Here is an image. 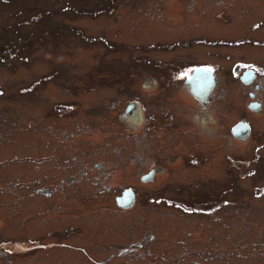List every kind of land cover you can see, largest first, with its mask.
Masks as SVG:
<instances>
[{
    "label": "rangeland",
    "instance_id": "obj_1",
    "mask_svg": "<svg viewBox=\"0 0 264 264\" xmlns=\"http://www.w3.org/2000/svg\"><path fill=\"white\" fill-rule=\"evenodd\" d=\"M0 264H264V0H0Z\"/></svg>",
    "mask_w": 264,
    "mask_h": 264
},
{
    "label": "flooded vegetation",
    "instance_id": "obj_2",
    "mask_svg": "<svg viewBox=\"0 0 264 264\" xmlns=\"http://www.w3.org/2000/svg\"><path fill=\"white\" fill-rule=\"evenodd\" d=\"M197 66H203V65H200V64H198V65H192V68H191V70L194 68V67H197ZM205 67V66H204ZM190 70V71H191ZM185 73H187V71L185 72ZM212 73V72H211ZM183 74V73H182ZM213 75V74H212ZM182 76V75H181ZM180 76V77H181ZM184 76V75H183ZM179 77V78H180ZM187 77H188V74L187 75H185L184 76V83L185 84H182V85H185V86H181V85H179V86H181L180 88H181V91H182V93H184V94H186V95H189L190 96V98H191V100H193V101H195L196 103H197V105H196V103H195V106L194 107H196V106H198V109L196 110L197 112V114L198 115H200V109L202 108V107H205L208 103H210V102H212L213 101V96H214V91H215V89H216V87H215V79H214V84H213V86L209 89V90H206V91H204L202 94H200L199 96H194V94L192 93V91L190 90V88H189V86H188V83H189V81H188V79H187ZM213 78H214V76H213ZM182 80V79H181ZM187 80V81H186ZM253 82V88H257L258 87V84H257V82L255 81V79H253V80H251L249 83H247V85H249L250 83H252ZM178 86V87H179ZM161 89V88H160ZM159 89V90H160ZM165 89H163V91H164ZM162 91V92H163ZM219 92V91H218ZM157 93H159V92H157ZM218 96H219V94H218ZM143 103H140V108H141V105H142ZM127 106V105H126ZM134 107V109H136V107L135 106H133ZM127 108L128 107H126V108H124V113H123V116L124 117H129V113H127L129 110H127ZM57 109V108H56ZM130 109V108H129ZM142 109V108H141ZM127 111V112H126ZM144 111V110H143ZM134 113V112H133ZM222 114H223V112H222ZM191 115H194L193 114V112L191 113ZM216 115H217V113H216ZM218 116V115H217ZM149 119V118H148ZM189 120V119H188ZM187 120V121H188ZM193 120V119H192ZM213 119H211V121H212ZM193 121H195V120H193ZM240 121H242V119L241 120H236L234 123H236V122H240ZM243 122H245V121H243ZM247 123V122H246ZM248 124V123H247ZM249 126V125H248ZM188 127H190L189 125H188ZM229 133V132H228ZM250 135H251V130H250V127H249V133L246 135V136H244V137H240V138H237V137H234V136H232L230 133H229V135H226V141H229V140H232V139H236L237 141H238V143H239V145H238V148L239 149H242V150H245V151H247V152H250V150L251 149H248V143L246 144V142H247V140L249 139V138H251L250 137ZM210 140H209V138H206V140H205V142H209ZM32 143H34V142H32ZM250 143V142H249ZM251 144V143H250ZM192 147H195L196 149V151L197 152H200V153H202V151L200 150V147H198V146H192ZM254 149H256V146H254L253 147ZM254 154H256V152H254ZM168 156H172V155H168ZM174 157V156H173ZM175 158V157H174ZM131 160H132V158H131ZM120 163H125V160H121L120 161ZM159 169H157V166H155V168H154V166L153 167H151V168H149V172H150V174L147 176V177H150L151 176V174L152 173H154L155 171H158ZM67 181H70V178H68L67 179ZM69 184V183H68ZM126 186L127 187H129L130 185L129 184H126ZM127 187H122L121 188V190H120V192H119V194L121 193V191L123 190V189H125V188H127ZM42 188H43V190H44V194H49V192H50V189L48 188V186H44V185H42ZM38 190V189H37ZM59 191L61 192V195H63V190H62V187H60L59 186ZM51 193V192H50ZM119 194H117L115 197H113L112 196V200L114 201V203L117 205V207L118 208H123V209H129V207H123V206H120V205H118L117 203H116V197L119 195ZM61 195H59V196H61ZM59 196H56L57 198H59ZM50 201H52V200H50ZM54 201V200H53ZM62 201H59V202H57V203H59V204H56V205H61L60 203H61ZM112 202V201H111ZM118 202V201H117ZM135 200H134V198H133V203H132V206H130V207H133L134 206V204H135ZM114 206V205H113ZM193 208H195V207H193ZM114 209H116V210H118L117 208H116V206H114ZM50 211H51V205H45V207L41 210L40 209V212L41 213H45V212H47V213H50ZM197 211V210H196ZM73 213V212H72ZM54 217H57V216H54ZM48 218H50V217H48ZM58 218V217H57ZM46 219V218H45Z\"/></svg>",
    "mask_w": 264,
    "mask_h": 264
},
{
    "label": "water",
    "instance_id": "obj_3",
    "mask_svg": "<svg viewBox=\"0 0 264 264\" xmlns=\"http://www.w3.org/2000/svg\"><path fill=\"white\" fill-rule=\"evenodd\" d=\"M201 73H202V74H201ZM252 75H253V72H252V70L249 68V69H246V70L243 71V73H242V75L240 76V78H241V80H242L243 82H247V81L251 78ZM202 77H207V78H208V80H207L205 83H203V87H204V88H207V89H210L211 86H212V80H211L212 76H211V74L209 73V71H204V72H198V73H195V78H196V80H199V79H201ZM243 127H246L245 124L237 123L235 126H232L231 129H232L233 132L238 133L240 130L243 129ZM128 192H129V190H125V191H123V194H122L120 197H124L125 195L128 194ZM130 193H131V191H130ZM131 197H132V196H131ZM130 201H131V199L129 198L127 201L124 202V204H127V203H129Z\"/></svg>",
    "mask_w": 264,
    "mask_h": 264
},
{
    "label": "bare ground",
    "instance_id": "obj_4",
    "mask_svg": "<svg viewBox=\"0 0 264 264\" xmlns=\"http://www.w3.org/2000/svg\"><path fill=\"white\" fill-rule=\"evenodd\" d=\"M197 68V67H196ZM208 80L207 77H202L199 80H195L191 83V85H188L190 90L192 91V93L194 94V96H199L200 94H202L204 91L209 90L207 88L203 87V83H205ZM212 80V86L214 84V78H211ZM211 86V87H212Z\"/></svg>",
    "mask_w": 264,
    "mask_h": 264
},
{
    "label": "trees",
    "instance_id": "obj_5",
    "mask_svg": "<svg viewBox=\"0 0 264 264\" xmlns=\"http://www.w3.org/2000/svg\"><path fill=\"white\" fill-rule=\"evenodd\" d=\"M94 39H95V38H94ZM98 39H99V37H98ZM203 115H204V114H203ZM203 115H201V116H203ZM254 157H255V156H253V159H254ZM199 210H200L199 212L202 213V211L205 210V208H199ZM206 211H208V209H206Z\"/></svg>",
    "mask_w": 264,
    "mask_h": 264
}]
</instances>
